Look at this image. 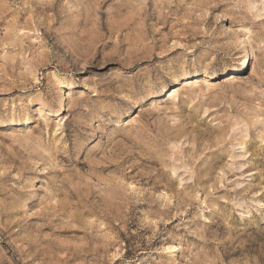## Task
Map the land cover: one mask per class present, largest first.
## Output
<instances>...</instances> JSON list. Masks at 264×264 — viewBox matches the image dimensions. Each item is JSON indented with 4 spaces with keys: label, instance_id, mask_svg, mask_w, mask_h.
<instances>
[{
    "label": "rangeland",
    "instance_id": "1",
    "mask_svg": "<svg viewBox=\"0 0 264 264\" xmlns=\"http://www.w3.org/2000/svg\"><path fill=\"white\" fill-rule=\"evenodd\" d=\"M0 264H264V0H0Z\"/></svg>",
    "mask_w": 264,
    "mask_h": 264
},
{
    "label": "bare ground",
    "instance_id": "2",
    "mask_svg": "<svg viewBox=\"0 0 264 264\" xmlns=\"http://www.w3.org/2000/svg\"><path fill=\"white\" fill-rule=\"evenodd\" d=\"M247 57H248V55H245V56H243L242 58H241V61L243 60V62H242V64H244V63H246V61H247ZM240 67L239 66H233V67H231V68H229L228 70H226L227 72H226V76L227 75H231L232 73H235V72H237V71H239L240 69H239ZM224 75V76H225ZM68 85V87H70V84H67ZM69 89V88H68Z\"/></svg>",
    "mask_w": 264,
    "mask_h": 264
}]
</instances>
